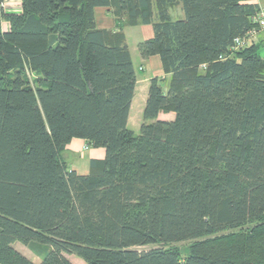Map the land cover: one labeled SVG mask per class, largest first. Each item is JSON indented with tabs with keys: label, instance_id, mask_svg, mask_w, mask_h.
I'll list each match as a JSON object with an SVG mask.
<instances>
[{
	"label": "trees",
	"instance_id": "1",
	"mask_svg": "<svg viewBox=\"0 0 264 264\" xmlns=\"http://www.w3.org/2000/svg\"><path fill=\"white\" fill-rule=\"evenodd\" d=\"M0 0V264H264V58L253 0ZM181 4L184 18L170 10ZM107 7L151 25L140 133L128 127L137 72ZM3 22L9 24L3 30ZM173 114L160 120V114ZM73 139L106 151L88 175ZM190 243L183 252L177 245ZM151 247L148 250H141Z\"/></svg>",
	"mask_w": 264,
	"mask_h": 264
},
{
	"label": "crops",
	"instance_id": "2",
	"mask_svg": "<svg viewBox=\"0 0 264 264\" xmlns=\"http://www.w3.org/2000/svg\"><path fill=\"white\" fill-rule=\"evenodd\" d=\"M253 4H258L260 7L264 8V0H253L251 1ZM181 4H176L173 8H178L179 12L176 14L178 16H181V14L184 16L183 8L181 7ZM171 8V10L173 9ZM170 10V11H171ZM12 11L16 13L21 12V0H17V7L12 9ZM95 18H96V24L97 27L100 30L105 31H112L117 32L119 31L117 29V22L116 19L112 13V9L107 7H98L95 9ZM135 27L142 29L141 34H145L146 39L148 40L153 37V27L151 25H138V26H125L123 28L122 33L125 36L126 44L129 48V51L132 56L133 60V54L132 51L128 45L127 40V29ZM9 24L7 22H3V30L8 31ZM119 31V32H121ZM260 40H264V35L261 36ZM143 42V41H142ZM141 43V42H140ZM138 43V45L140 44ZM138 45L135 47V50H138ZM140 55V53H139ZM140 61L142 67H140V70L142 68L144 70H147L151 74H155L154 77H149L148 79L139 80L137 78V86L135 90V95L132 101L131 109H130V115H129V121H128V127L130 129L131 124H142L143 123V112L146 105L147 97H148V91L150 87V82L154 78H158L159 80H163V82L169 81V76L165 75L163 73V67L162 63L159 57H151L149 59H143L140 55ZM145 65V66H143ZM139 85H142L141 87V93L138 98V102H135V99L137 97V91L139 88ZM167 85L166 89L167 90ZM173 114H160L159 119L160 120H171L173 119ZM138 125V126H139ZM137 126V127H138ZM136 127V126H134ZM133 131V130H132ZM134 132V131H133ZM135 133V132H134ZM106 157V151L103 148H93L88 145L87 141L83 139H73L65 151L62 153V159L63 161L71 168V170L75 171L79 175H88L91 171V161L92 160H104Z\"/></svg>",
	"mask_w": 264,
	"mask_h": 264
},
{
	"label": "rangeland",
	"instance_id": "3",
	"mask_svg": "<svg viewBox=\"0 0 264 264\" xmlns=\"http://www.w3.org/2000/svg\"><path fill=\"white\" fill-rule=\"evenodd\" d=\"M16 7H17V0H7L5 2V9L6 10H12ZM178 12H179L178 8H175V9L173 8L170 11L171 17L174 21H177V20L184 18V16L182 14H181V16L176 15ZM141 32H142V29H140V28H135V27L128 28L127 29V37H128L127 42H128V45L132 51V54H133V63H134L135 70L137 72V78L139 80H144V79H148L149 77H154L155 74H151L147 70H144L143 68H142V70H140V67H142L141 61H140L141 58H140L139 52L137 50H135V47L138 45V43H140V42L144 41V39H146L145 34L143 35V34H141ZM259 53L264 58V45L260 49ZM143 66H145V65H143ZM162 85L166 89L167 82H163ZM141 87H142V85H139V88L137 91V97L135 99L136 103L138 102V98H139L140 93H141ZM138 125L139 124H131L130 125V129L133 130L136 135H138L140 133V128H141L142 124H140L139 126ZM134 126H136V127H134ZM189 244L190 243H182V244H178L177 246L183 252H185L187 250ZM13 246L16 250L20 251L23 255H25L33 263L40 264L42 262V258H40L38 256V254L35 251L31 250L29 247H25L24 245H22L21 243H18V242L15 243ZM150 248L151 247H145V248H142L141 250H148ZM66 257L73 264H86L83 260H81L80 258H78L76 256L66 255Z\"/></svg>",
	"mask_w": 264,
	"mask_h": 264
},
{
	"label": "built area",
	"instance_id": "4",
	"mask_svg": "<svg viewBox=\"0 0 264 264\" xmlns=\"http://www.w3.org/2000/svg\"><path fill=\"white\" fill-rule=\"evenodd\" d=\"M254 22L258 25V29L250 30L245 36L234 40L233 50H239L247 44H251L259 40V34L264 33V8L260 9L254 17Z\"/></svg>",
	"mask_w": 264,
	"mask_h": 264
},
{
	"label": "bare ground",
	"instance_id": "5",
	"mask_svg": "<svg viewBox=\"0 0 264 264\" xmlns=\"http://www.w3.org/2000/svg\"><path fill=\"white\" fill-rule=\"evenodd\" d=\"M163 81V80H162Z\"/></svg>",
	"mask_w": 264,
	"mask_h": 264
}]
</instances>
